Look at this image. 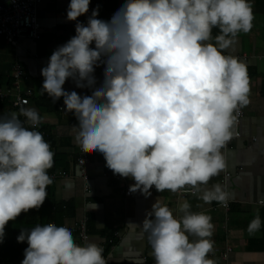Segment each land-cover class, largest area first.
I'll list each match as a JSON object with an SVG mask.
<instances>
[{"label": "clouds", "instance_id": "9594fccd", "mask_svg": "<svg viewBox=\"0 0 264 264\" xmlns=\"http://www.w3.org/2000/svg\"><path fill=\"white\" fill-rule=\"evenodd\" d=\"M89 5L70 0L67 20L77 21ZM98 13L97 7L86 24L77 22L75 35L41 69L43 92L53 103L63 97L64 110L78 120L72 130L81 151L102 155L114 175L131 177L130 192L190 187L204 203L226 204L230 194L221 185L206 186L225 169L222 149L250 102L247 67L225 50L251 31V0H126L108 21ZM214 28L220 34L211 43ZM101 64L103 82L90 96L63 89L68 79L92 88ZM20 114L29 127L16 113L0 118V243L5 226L39 209L53 183L54 152L35 130L42 118L34 108ZM191 208L183 201L174 215L157 200L146 213L140 228L155 264H216L209 258L212 218ZM261 226L257 214L249 235ZM25 241L21 264H107L102 247L78 245L69 228L55 223L21 230L17 242Z\"/></svg>", "mask_w": 264, "mask_h": 264}, {"label": "crops", "instance_id": "0c3cea01", "mask_svg": "<svg viewBox=\"0 0 264 264\" xmlns=\"http://www.w3.org/2000/svg\"><path fill=\"white\" fill-rule=\"evenodd\" d=\"M3 2L5 0H0V3ZM125 2L90 0L88 12L77 20L86 24L93 9L98 7L97 19L108 21ZM69 3L70 0H45L39 5L40 37L37 40L20 39L17 45L12 46L0 37V89L4 92L9 90L0 118L16 113L18 118L25 119L11 105L10 99L17 93L24 95L25 91L30 90L29 103L24 108H34L40 114L42 120L35 130L43 134L54 152L56 164L48 173L66 172V176L53 182L52 191L57 207L52 209L57 211L61 205H74L72 211L66 212L65 209L64 212L51 213L50 216L56 217V222L60 224L54 223L70 229L87 216V242L107 249L105 253L103 251L107 264H155L147 233L143 234L140 228L146 213L158 200L167 205L174 215H180L179 205L187 201L193 212H204L212 218L214 231L211 239L215 243L209 258L216 260V264H264V0H251L254 15L251 31L239 33L230 48L225 50V54L238 58L246 65L250 80V102L240 108L243 117L238 124H234L233 137L222 149L226 167L206 186L212 188L219 184L230 194L228 210L216 201L204 203L200 199L201 192L180 197L178 192H157L152 188L126 195L125 190L134 181L131 177L114 175L100 154H89L90 163L85 172L87 179H84L75 164L78 144L72 127L78 126V120L64 110L63 97L53 103L41 89L44 82L41 69L47 66L53 51L73 37L72 26L76 21L66 18ZM219 34V29L214 28L210 42L215 43V37ZM13 66L22 68L19 82L11 75ZM98 69L93 74L96 84L92 88H78L72 79H68L63 89L69 93L75 91L81 97L90 96L104 79V65L101 64ZM59 106L63 109L59 110ZM236 133L239 136H234ZM92 203L97 204L98 208L87 209ZM257 214L262 226L254 235H249L248 225ZM110 233L113 234V241L107 238ZM189 239L197 238L190 236ZM227 248L231 252L224 261L222 253Z\"/></svg>", "mask_w": 264, "mask_h": 264}, {"label": "built area", "instance_id": "2783aa9c", "mask_svg": "<svg viewBox=\"0 0 264 264\" xmlns=\"http://www.w3.org/2000/svg\"><path fill=\"white\" fill-rule=\"evenodd\" d=\"M44 1L45 0H5V2L0 3V37H2L7 44L12 46L17 45L20 39H39L40 24L38 19V11L39 5ZM77 22L78 20L72 26L73 36L75 35V25ZM98 70V67H96L94 71ZM22 73V68H20V66L12 67L11 75L14 77V79H16V82H19L22 77ZM30 94V90L25 91L24 95L17 93L12 99H10L11 105L13 107H16L20 111V109L28 105V97ZM8 95L9 90H7V92H4L0 89V101L7 100ZM58 109L62 110L63 107L59 106ZM242 117V111L241 109H239V114L237 116L235 124H238ZM25 124L29 127L26 121ZM234 136H239V134L236 133ZM75 157L76 166L81 170V175H83L84 179H87L85 172L88 164L90 163L89 154L82 152L78 145ZM48 174L52 180L66 176V172L64 170L58 172H50ZM129 189L130 188H127L125 190L126 195H130L131 192ZM85 191L87 192V187H85ZM177 192L180 197H184L186 195H195L197 193L191 188H185ZM221 205L226 210H228V203ZM87 222L88 218L87 216H84L82 217V219L78 220L73 228H70L72 234L74 235L73 237L78 245H84L85 243H87ZM230 252L231 249L227 248L222 253V258L224 261H227Z\"/></svg>", "mask_w": 264, "mask_h": 264}, {"label": "trees", "instance_id": "16d2710c", "mask_svg": "<svg viewBox=\"0 0 264 264\" xmlns=\"http://www.w3.org/2000/svg\"><path fill=\"white\" fill-rule=\"evenodd\" d=\"M7 104V101H0V115H2V108ZM20 119V118H19ZM25 119H20L22 123H24ZM25 126V124H24ZM26 127V126H25ZM57 160V157H56ZM62 160V158H61ZM55 162L53 167L49 170L52 171L55 167ZM64 165L67 167L66 163ZM68 168V167H67ZM54 182V180H52ZM53 183L46 188L47 197L39 209H31L27 213H22L19 217H17L14 221H10L5 226V234L3 237L2 243H0V264H21V261L24 259V250L28 247L27 242L18 243L17 236L20 234L21 230H29L36 225H46L50 222H56V217L53 218L50 216L51 213H56L58 211L64 212L63 210L67 209V211L73 209V203L61 205L58 207L57 211H54L52 208L57 207L56 201L54 200L53 194ZM54 211V212H53ZM57 214V213H56ZM60 224L59 222H56ZM88 231V228H87ZM74 236V235H73ZM108 240L113 241V234L107 237ZM109 246L107 245V248ZM107 251V249L104 250Z\"/></svg>", "mask_w": 264, "mask_h": 264}]
</instances>
